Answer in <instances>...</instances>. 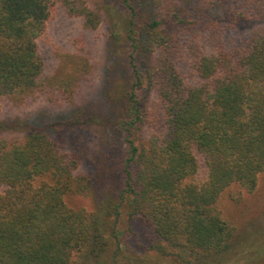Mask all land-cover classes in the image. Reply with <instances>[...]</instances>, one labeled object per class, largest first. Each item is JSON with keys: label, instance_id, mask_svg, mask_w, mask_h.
I'll return each instance as SVG.
<instances>
[{"label": "trees", "instance_id": "obj_1", "mask_svg": "<svg viewBox=\"0 0 264 264\" xmlns=\"http://www.w3.org/2000/svg\"><path fill=\"white\" fill-rule=\"evenodd\" d=\"M113 2L124 32L111 36L129 52L123 96L51 113L58 134L0 129V264H264L260 251L242 256L220 207L264 173V0H0V113L7 99L81 106L89 61L53 82L48 25L61 6L97 29ZM84 127L97 132L94 156L78 146ZM93 168L104 200L71 208L65 195L93 192Z\"/></svg>", "mask_w": 264, "mask_h": 264}, {"label": "rangeland", "instance_id": "obj_2", "mask_svg": "<svg viewBox=\"0 0 264 264\" xmlns=\"http://www.w3.org/2000/svg\"><path fill=\"white\" fill-rule=\"evenodd\" d=\"M112 6V12L108 11L97 29L88 28L82 18L69 17L61 6L48 25L46 40L42 46L47 72L53 82L58 84L67 81L78 73L77 68L82 65L83 55L89 61L90 66L82 75L89 73V79L84 82V87L77 94L76 104L81 106L76 107L74 111H69L66 109L67 105H60L56 100L49 101L47 97H41L35 101L28 100L26 104L7 99L0 113L1 130L5 127V129L18 131L9 134L12 138L24 136L23 132H19L24 129H48L58 134V129L64 127L58 117L52 120L50 116H55L57 113L65 115L69 112L84 114L88 112V107L102 109L109 106L113 101L112 95L118 99L123 96V84L127 82L125 75H128L126 69L129 52L127 47L122 48L123 42L117 45L119 48L116 47L114 41L117 42V40L111 35L112 33L123 34L120 18L123 17L124 9L114 2ZM119 13L121 17L118 16ZM114 24L117 26L113 27ZM112 69H116L118 73ZM110 80L113 85L105 95L104 92L109 88ZM87 84L88 86H85ZM54 92L60 94L57 88ZM145 94H147L146 91ZM115 109L111 108L110 112ZM51 113L53 115H50ZM73 113L67 117L66 123L70 126L78 122L75 119L77 116ZM84 128L83 134L86 138L82 139V143L78 144L73 140L74 143H71L86 146L91 156H94L100 145L97 132L96 130L89 132L91 128ZM89 165L95 167L91 163ZM91 175L95 182L92 193L65 195V201L71 208H84L91 212L97 210L99 203L104 200L103 189L96 177V168L92 169ZM232 194L239 199H234ZM220 207L227 219L238 227L239 237L236 243L239 244L238 248L242 251V256L249 250L260 251L264 256V173L260 175L259 185L254 193L241 191L237 186L227 189L220 200ZM140 234H142L141 231ZM138 251L145 255L143 249L139 248Z\"/></svg>", "mask_w": 264, "mask_h": 264}]
</instances>
